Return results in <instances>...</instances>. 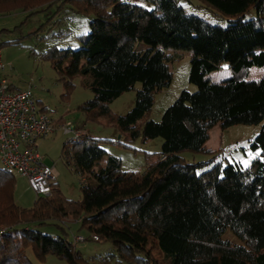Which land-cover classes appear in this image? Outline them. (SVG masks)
<instances>
[{
  "label": "trees",
  "instance_id": "1",
  "mask_svg": "<svg viewBox=\"0 0 264 264\" xmlns=\"http://www.w3.org/2000/svg\"><path fill=\"white\" fill-rule=\"evenodd\" d=\"M145 1L150 8L121 0H0L1 14L66 4L91 14L81 46L43 54L63 95L81 77L93 95L79 107L86 119H104L129 140L162 139L159 154L148 157L141 172L122 170L120 159L90 135L66 140L64 159L84 177L78 201L64 197L55 182L49 196L21 207L13 198V174L1 168L0 264H33L29 251L38 261L53 255L86 264L65 236L66 220L88 231L85 240L96 235L110 242L102 263L264 264V74L235 77L264 68V0H201L226 18L224 26L187 13L176 0ZM251 10L255 15L246 17ZM176 50L191 53L188 81L196 90L182 89L155 122L147 116L154 94L171 82L168 63ZM223 62L231 76L212 81L209 73ZM137 82L132 108L113 113L109 104ZM216 124H261L251 141L259 156L247 167L214 163L201 171L207 161L186 162L182 152H210L205 143ZM46 224L62 235L37 230Z\"/></svg>",
  "mask_w": 264,
  "mask_h": 264
},
{
  "label": "rangeland",
  "instance_id": "2",
  "mask_svg": "<svg viewBox=\"0 0 264 264\" xmlns=\"http://www.w3.org/2000/svg\"><path fill=\"white\" fill-rule=\"evenodd\" d=\"M150 8L151 4L145 0H121ZM187 13L195 14L212 24L224 26L226 18L219 15L213 8L208 7L201 0H176ZM42 9V8H41ZM253 10L246 17L254 16ZM91 14L78 13L69 4L62 7L50 6L47 10L28 12L22 9L0 13V44L2 59L10 63L11 68L4 71V76L14 87L31 86L34 99L39 107H45V112L53 119L63 118L70 122L75 130L84 129L87 135L99 139V146L121 161V169L125 171L141 172L146 166L148 157L154 158L161 149L162 139L156 137L146 142L140 138L129 140L115 127L107 125L104 119H86L80 110L81 104L93 98L89 89L81 83V77L73 80L72 92L64 96V90L58 76L43 54L50 48H77L81 46L80 36L89 30L88 22ZM9 41H16L7 43ZM176 58L168 63L171 72V82L154 94L153 104L147 118L159 122L164 110L178 97L182 89L194 92L196 86L189 83L191 53L187 50H176ZM231 70L226 62L219 69L209 73V78L219 82L231 76ZM264 74V68L251 67L235 75L236 78L257 80ZM140 83L122 93L110 104V110L119 115L125 114L134 105L135 92ZM57 123V122H56ZM65 122L61 123L62 125ZM60 126L57 124V127ZM261 124H237L221 128L214 125L208 131L206 145L210 152H182L186 162H206L201 170H205L214 163L226 165L239 163L247 167L253 159L259 156V151L253 149L251 141L260 131ZM72 134L64 133L59 127L46 138L37 140V147L44 155V162L53 165L58 173L57 186L62 195L74 201L81 199L80 185L84 177L77 173L71 163L67 164L61 151L62 144L71 139ZM120 142V143H118ZM126 144V146H124ZM3 168L0 160V169ZM13 198L17 205L30 208L36 195L29 188L27 180L13 174ZM66 238L73 240L75 235L87 237L88 231L80 228L78 223L66 220ZM51 236L62 235L53 224L41 225L37 229ZM230 236V235H229ZM231 237V236H230ZM75 249L87 261L86 264H136L134 261L117 262L112 259L108 263L99 260L111 252L112 246L108 241L83 240L75 243ZM33 264H68L65 260L53 255H47L43 261H38L29 251Z\"/></svg>",
  "mask_w": 264,
  "mask_h": 264
},
{
  "label": "built area",
  "instance_id": "3",
  "mask_svg": "<svg viewBox=\"0 0 264 264\" xmlns=\"http://www.w3.org/2000/svg\"><path fill=\"white\" fill-rule=\"evenodd\" d=\"M9 68L11 64L3 61L0 48V160L5 171L24 177L36 196H49L58 173L44 162L37 140L52 134L57 123L37 105L30 85L20 90L11 87L3 74ZM60 128L72 134L67 141L87 136L84 129L75 130L70 122ZM91 238L98 240L96 235ZM83 240L82 235L73 237L75 243Z\"/></svg>",
  "mask_w": 264,
  "mask_h": 264
},
{
  "label": "crops",
  "instance_id": "4",
  "mask_svg": "<svg viewBox=\"0 0 264 264\" xmlns=\"http://www.w3.org/2000/svg\"><path fill=\"white\" fill-rule=\"evenodd\" d=\"M11 85V84H10ZM11 87L13 88V89H17V90H20V89H23V88H25V87H14L13 85H11ZM40 108H42V107H40ZM56 122H57V124H59L60 126L62 125L61 123H63V122H67V121H65L63 118H58V119H54ZM60 126H58L57 128H59ZM56 128V129H57ZM205 147H206V149H208V150H210L211 151V149H209L208 147H207V145H206V143H205Z\"/></svg>",
  "mask_w": 264,
  "mask_h": 264
}]
</instances>
